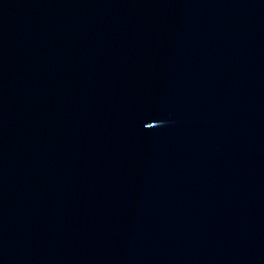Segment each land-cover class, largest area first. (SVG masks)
Listing matches in <instances>:
<instances>
[{"label":"water","instance_id":"water-1","mask_svg":"<svg viewBox=\"0 0 264 264\" xmlns=\"http://www.w3.org/2000/svg\"><path fill=\"white\" fill-rule=\"evenodd\" d=\"M262 234L264 0H0V264Z\"/></svg>","mask_w":264,"mask_h":264}]
</instances>
